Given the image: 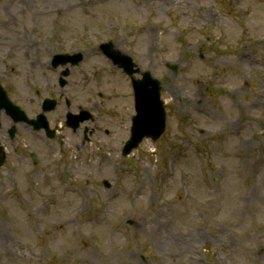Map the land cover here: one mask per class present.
Segmentation results:
<instances>
[{"label":"rangeland","instance_id":"1","mask_svg":"<svg viewBox=\"0 0 264 264\" xmlns=\"http://www.w3.org/2000/svg\"><path fill=\"white\" fill-rule=\"evenodd\" d=\"M29 2L54 6L5 0V33L25 37L7 42L5 66L8 87L21 92L14 100L32 116L41 112L45 86L18 75L22 60L16 65L6 51L26 45L38 27L25 12ZM66 22L61 37L55 22L45 34L89 47L93 81L75 104L99 110L95 122L72 132L60 104L46 113L56 139L42 134L33 150L23 146L26 158L13 174L0 167V232L7 236L0 264H264V0H118L79 6L60 25ZM101 43L131 56L139 69L133 78L150 72L160 82L166 129L126 157L135 114L130 77L102 56ZM93 125L100 132L84 141L83 129ZM20 134L31 142L27 131ZM31 152L40 163L28 160ZM254 186L260 198L252 206L249 195L240 210L238 198ZM224 192L230 201L218 209L213 198ZM153 219L176 235L177 247H163L144 227Z\"/></svg>","mask_w":264,"mask_h":264},{"label":"flooded vegetation","instance_id":"2","mask_svg":"<svg viewBox=\"0 0 264 264\" xmlns=\"http://www.w3.org/2000/svg\"><path fill=\"white\" fill-rule=\"evenodd\" d=\"M52 3H54V6L43 5V7H46L47 9H54L56 6V0H52ZM5 6V0H0V86L3 91H5V97H7L8 100L20 109L17 116L11 115L9 113V103L5 101V108L0 110V145L3 147V154L5 151L4 165L7 166L6 170L11 173L17 171L18 166L24 163L26 156H24L25 150L22 148L23 146H28L30 150H33V148L39 145L42 134L46 139H56V131L51 129L48 120L47 122L50 128L49 134H51L50 138L47 136L45 130L37 128L40 125V121H37V118L43 110L44 100L49 99L55 101V107L47 113L55 111L62 103L67 107L68 111L65 113V125L72 132H76L80 128L81 124L85 122H95V116L98 113L99 107H93L94 111L92 112V110L75 104L76 93L81 92L82 95H84L85 91H88V85H90V82L93 81L89 69V54L91 51L89 47L72 42L67 44L58 43L55 40L49 39L47 34H45L47 33L46 29H44L45 24L53 23L55 21L52 20L47 23L44 20H39L37 15L30 18L36 25H38V27L33 28V33L28 34V43L26 45H16L6 51L7 57L12 59L14 63H16L15 61L17 59L22 60L21 64L17 66V74L25 75L28 73L29 75L26 77L31 79L32 82H42L45 86L44 89L47 92V97L43 101H39L41 102V112L32 116H29L21 108V106L16 103L14 95L21 92H18V89L15 91L8 87V84L12 82V78L5 66V48L9 45L7 42L13 40L16 43H22L24 42L25 37L16 36L11 38L7 33H5V26H7L5 21H8L5 20V17L10 18L8 15H11L9 12L10 6ZM30 6L36 9L42 7L34 6L32 2L28 3V7ZM13 12L17 15L22 11L18 9ZM70 12L71 10L62 15V21L59 22V24L58 22H55L58 37H61L62 32L68 28V22H66L65 25L60 24L66 20V15ZM51 14L57 19L55 14ZM18 75L17 77H19ZM33 89L35 95L40 94V90L38 88L33 87ZM23 92L32 95V91L25 90ZM70 106H73L75 111H71L69 109ZM21 111L23 113H21ZM69 122L71 124H69ZM111 126L114 125L111 124ZM21 130L27 131L28 135L32 137V139H30V143H24L22 135L20 134ZM102 131L106 136L109 135V131L107 129H103ZM97 132H100V126L93 125L89 129L86 126L82 132V139L90 142V137ZM9 152H11L10 155H7ZM28 160L32 164L36 165L40 163L41 157L36 153L31 152L28 156Z\"/></svg>","mask_w":264,"mask_h":264},{"label":"water","instance_id":"3","mask_svg":"<svg viewBox=\"0 0 264 264\" xmlns=\"http://www.w3.org/2000/svg\"><path fill=\"white\" fill-rule=\"evenodd\" d=\"M102 48L104 54L115 64L123 68L129 76L138 72V70L133 69L134 64L128 56L112 51L109 44L103 45ZM169 68L175 70L173 66ZM132 86L137 116L132 120L130 139L123 147V156L130 154L144 138L157 140L165 128V111L160 99L159 81L154 79L150 73L145 72L141 80L132 79ZM44 104L47 106L44 109L45 111L54 108V103L49 100L45 101ZM13 108L16 109L15 107ZM39 119L43 120V127L47 130V123L44 116L40 115ZM69 124L71 123L69 122ZM47 135L51 137V134L47 133Z\"/></svg>","mask_w":264,"mask_h":264},{"label":"bare ground","instance_id":"4","mask_svg":"<svg viewBox=\"0 0 264 264\" xmlns=\"http://www.w3.org/2000/svg\"><path fill=\"white\" fill-rule=\"evenodd\" d=\"M104 2V6H115L118 2V0H74L73 3L72 1L69 2L67 0H56V6L54 9H47L46 7H40L38 9L36 8H32V6L30 7H27L25 9V12L26 13H29L30 17L32 16H38L37 18L39 20H44L45 22H51L52 20H54L55 22H61L62 21V15H64L65 13H67L68 11L70 10H74L76 9L77 7L79 6H85V5H93V4H96V3H102ZM205 12L208 14V12L205 10ZM55 14L57 19L51 14ZM49 17H52V18H49ZM110 19L109 17H105L104 20L102 21V24L103 25H106V27L108 26V23H109ZM105 27V26H104ZM150 32L147 31V34H149ZM146 34V33H144ZM147 36V35H145ZM149 35L147 37H145V41L148 42L149 41ZM263 88H264V85H263ZM256 169V167H254ZM257 170V169H256ZM167 177H169L170 179H173L174 178V174L172 172V170L167 174ZM250 194L248 193H243L242 197L238 200L239 202H241L242 206L239 207L240 210H244L245 209V206L244 204L247 202V198L248 196L250 195L251 196V199L249 202L250 204L255 205V202L258 201V199L260 198V193H259V190L256 186H254L253 188H251L249 190ZM258 192V194H257ZM257 199V200H255ZM213 201L216 205V207L218 209H222L220 206H222V204L225 202H229L230 199H228L227 201V195L224 193H222L221 195H218L217 197L213 198ZM257 207V206H256ZM237 210V209H236ZM209 215V213H207ZM159 215V213H158ZM158 215L156 217H158ZM170 215V214H169ZM168 219V218H166ZM154 221L148 225L149 223H146L144 227H148L150 226V230L152 231L153 235L158 238L159 240V243L160 244H163L164 246L163 247H169V241H173L175 242L173 245L175 247L178 246V238L176 237V235H171L169 236L168 233H165V226H162L163 224L161 222H159V220H156V219H153ZM165 225V224H164ZM147 229V228H146ZM148 230V229H147ZM3 236V232L1 231L0 232V241L2 242H7V236L5 235V238L3 239L2 238ZM169 236V237H168ZM188 236H193V235H188ZM195 238H192L191 241H194ZM256 241V238L253 236L251 239H250V243H253ZM9 244V243H8ZM7 243H5V246L8 245ZM93 249V248H90V250ZM94 254L92 255V258L94 259L95 256ZM131 259V257H129Z\"/></svg>","mask_w":264,"mask_h":264}]
</instances>
